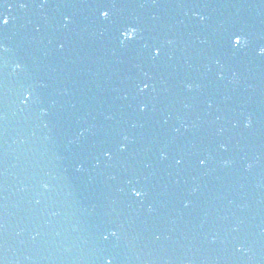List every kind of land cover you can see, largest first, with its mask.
Returning a JSON list of instances; mask_svg holds the SVG:
<instances>
[{
    "label": "water",
    "instance_id": "1",
    "mask_svg": "<svg viewBox=\"0 0 264 264\" xmlns=\"http://www.w3.org/2000/svg\"><path fill=\"white\" fill-rule=\"evenodd\" d=\"M109 2L0 0V264H264V0Z\"/></svg>",
    "mask_w": 264,
    "mask_h": 264
},
{
    "label": "snow or ice",
    "instance_id": "2",
    "mask_svg": "<svg viewBox=\"0 0 264 264\" xmlns=\"http://www.w3.org/2000/svg\"><path fill=\"white\" fill-rule=\"evenodd\" d=\"M6 6L12 7L13 5L8 4ZM26 6L27 5L25 3L19 2V7L24 8ZM95 6L99 9L100 17H102L105 20H107L110 17L111 8L114 7V5L109 2V0H96ZM68 19L69 17H65V20H68ZM9 20H10V17L7 15V13L0 11V28L6 27L9 23ZM137 31H138L137 27L130 25L123 31V37L125 38V40L132 39L135 37ZM231 42L233 43L234 46H239L246 42V38L243 35L237 34L231 38ZM2 46L3 45H0V47ZM261 49L264 50V48H261ZM153 53L154 55H159L160 48L159 47L154 48ZM148 87L149 85L147 83H144L141 90L143 91L144 89H147ZM122 147L124 146L122 145ZM131 193L137 198H141L145 195V192L142 189L137 188V187H133L131 189ZM110 235H113V236L116 235L115 231H112ZM107 238L108 237L105 236V239ZM107 264H111V261L110 260L107 261Z\"/></svg>",
    "mask_w": 264,
    "mask_h": 264
},
{
    "label": "clouds",
    "instance_id": "3",
    "mask_svg": "<svg viewBox=\"0 0 264 264\" xmlns=\"http://www.w3.org/2000/svg\"><path fill=\"white\" fill-rule=\"evenodd\" d=\"M260 51H261V52H264V50H262V49H260ZM16 67H17V68H19V67H20V65H19V64H17V65H16ZM25 95L27 96V95H28V93H25ZM249 123H250V121H249Z\"/></svg>",
    "mask_w": 264,
    "mask_h": 264
}]
</instances>
